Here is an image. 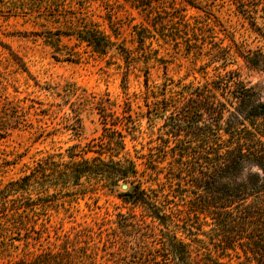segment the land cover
I'll return each mask as SVG.
<instances>
[{
  "label": "rangeland",
  "instance_id": "rangeland-1",
  "mask_svg": "<svg viewBox=\"0 0 264 264\" xmlns=\"http://www.w3.org/2000/svg\"><path fill=\"white\" fill-rule=\"evenodd\" d=\"M87 30L113 46L99 54L82 34ZM233 41L251 49L260 45L231 0L0 3V189L37 168L49 176L24 194L34 201L43 197L34 231L0 230V264L49 249L69 264H90L87 245L99 247L95 264H111L104 242L118 215L130 211L124 199L133 185L91 174L63 179L61 173L99 156L106 127L124 136L126 148L113 158L127 154L135 161L142 187L170 193L180 205L193 200L192 186L170 172L171 151L160 152L164 119L149 106L185 85L212 82L220 71L209 53L221 45L234 49ZM233 63L228 69H237L264 99V70L238 56ZM102 158L112 159L109 153ZM67 243L71 257L62 250Z\"/></svg>",
  "mask_w": 264,
  "mask_h": 264
},
{
  "label": "trees",
  "instance_id": "trees-1",
  "mask_svg": "<svg viewBox=\"0 0 264 264\" xmlns=\"http://www.w3.org/2000/svg\"><path fill=\"white\" fill-rule=\"evenodd\" d=\"M231 1L248 20L260 45L251 49L233 41L234 49L217 46L209 53L220 71L212 82L185 85L149 106L164 119L160 152L168 156L171 151L170 172L187 180L194 199L180 205L170 193L142 187L135 161L127 154L114 160L125 150V138L108 127L92 163L82 159L61 171L63 179L91 174L107 177L114 185L120 181L133 185L124 199L130 211L118 215L117 228L104 242L111 264H228L225 259L264 264V99L237 69H228L238 56L264 70V0ZM82 34L99 54L113 46L98 31ZM107 153L112 158L108 162L102 158ZM48 178L41 167L0 189V230L34 231L37 201L43 197L34 201L24 194ZM68 249L67 243L62 250L71 257ZM98 251L99 247L85 246L90 264H95ZM63 255L49 249L9 264H69Z\"/></svg>",
  "mask_w": 264,
  "mask_h": 264
},
{
  "label": "water",
  "instance_id": "water-1",
  "mask_svg": "<svg viewBox=\"0 0 264 264\" xmlns=\"http://www.w3.org/2000/svg\"><path fill=\"white\" fill-rule=\"evenodd\" d=\"M123 189H127V186L126 185H123Z\"/></svg>",
  "mask_w": 264,
  "mask_h": 264
}]
</instances>
